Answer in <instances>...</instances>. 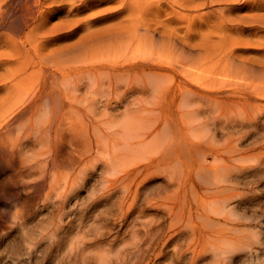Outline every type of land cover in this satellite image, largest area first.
Returning <instances> with one entry per match:
<instances>
[{"label": "bare ground", "instance_id": "obj_1", "mask_svg": "<svg viewBox=\"0 0 264 264\" xmlns=\"http://www.w3.org/2000/svg\"><path fill=\"white\" fill-rule=\"evenodd\" d=\"M98 1L111 0H0V175L62 216L75 215L82 188L94 185L101 186L98 199H121V213L133 194L128 215L145 189L156 190L149 185L171 176V192L159 188L148 201L168 225L144 223L132 247L135 264L156 252L165 227L168 240L179 242L176 263L195 264L212 252L227 264L249 247L197 245L208 230L216 235L232 222L241 197L236 181L248 167L233 156L214 165L202 158L182 175L172 164L189 135L198 141L191 147L216 150L219 133L248 134L264 124V37L231 45L221 65L203 41L212 32H202V21L216 13L221 28L250 19L263 25L261 15L226 12L258 9L264 0H165L170 12L148 0H114L120 6L109 9L111 16H80ZM215 5L224 7L199 14ZM196 37L202 49L191 45ZM205 62L228 74V88L194 75Z\"/></svg>", "mask_w": 264, "mask_h": 264}, {"label": "rangeland", "instance_id": "obj_2", "mask_svg": "<svg viewBox=\"0 0 264 264\" xmlns=\"http://www.w3.org/2000/svg\"><path fill=\"white\" fill-rule=\"evenodd\" d=\"M151 1L155 2L154 5L165 2V0H148L149 3ZM119 6V1H98L82 11L80 16L87 18L91 14L100 12L105 13L103 14L105 16H111L113 11L109 9ZM220 7L224 5L206 7L199 14H207L212 10H219ZM162 10L170 12L171 7L163 4ZM246 15L264 17V6L258 9L243 7L234 10L233 13L226 12V16L232 18ZM146 17L154 20L151 16ZM218 17L217 13L206 17L202 21V25H205L202 32H212V36L203 38V41L207 43L204 44L209 48V55L213 57L212 59L216 58L221 65L219 59L223 57V51L231 48V45L239 41L253 43L250 38L264 37V24H251L250 22L253 21L250 19L247 20V24H229L225 29L219 26L221 20ZM114 19L118 20L116 17H113ZM113 22L115 21L109 23ZM197 26L201 25L197 24L195 27ZM234 33L238 35L232 41ZM193 39L191 45L196 50L204 47L201 44L203 42H200L202 38ZM253 46L259 47L255 43ZM238 54L250 57L258 55L254 51L244 53L241 51ZM154 57H158V54ZM209 67L219 66L213 63L202 64L199 68H193L194 75L199 73L204 80L212 83L213 87L228 88V74L211 72ZM186 138L188 143L186 142L185 148H182L184 152H179V158L172 164L182 169L179 174L193 173L190 169L191 165L198 168L202 158L205 159V164L214 165L223 158L233 156L238 160L239 165L248 167L236 181L241 197L235 199L232 222L222 224L221 231L226 234L225 240L219 242L223 234L218 232L216 235L209 234V230L204 227L208 232L204 238H200L197 247H207L212 240L215 247L219 245L249 247L244 253L240 254L241 251H238L235 258L227 264H264V124H261L257 131L248 134L219 133L214 139L216 150L193 148L190 143H198L195 136L189 135ZM218 155L219 158L216 157ZM171 178V176H162L149 185L147 189L156 190L145 189L133 213L128 215H126L127 206L134 201L133 194L129 197V203L125 201L126 210L121 213V199L118 200V197L98 199L97 194H100L101 186L94 185L82 188V196L78 201L75 215L68 213L62 216L56 210L49 209L51 206H44L40 201L35 200L32 190L19 192L12 189V181L9 177L0 175V264H109L110 262V264L123 262L135 264L138 257L132 255V247L135 241L144 236L142 234L144 223L162 222L168 225V216L162 213L164 211L161 212L153 204L154 202L148 203V201L152 195H158L159 188H162L161 195L171 192L172 188L168 186ZM71 206L72 204L69 205V210ZM229 228L237 230V233L229 231ZM165 229V233L153 246L159 248L144 260L140 258L142 264H178L174 260L173 252L179 242L168 240L167 227ZM216 229L218 227L214 230ZM187 241L186 239V243ZM180 243L183 244V241ZM250 247L254 249L251 251ZM160 251H164L161 256L157 254ZM181 264H190V262L185 261ZM195 264H220V261L218 256L208 252Z\"/></svg>", "mask_w": 264, "mask_h": 264}]
</instances>
